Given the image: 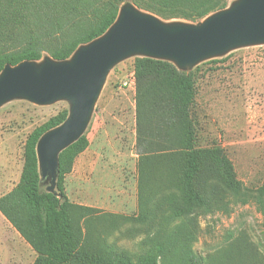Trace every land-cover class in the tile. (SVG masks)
<instances>
[{"label":"trees","instance_id":"1","mask_svg":"<svg viewBox=\"0 0 264 264\" xmlns=\"http://www.w3.org/2000/svg\"><path fill=\"white\" fill-rule=\"evenodd\" d=\"M228 0H0V72L5 65L38 61L44 54L65 60L82 44L101 36L116 20L123 3L164 19L198 21L222 10ZM137 110L139 207L141 215L155 226L133 261L106 241L93 239L95 227L65 191V177L76 157L88 146L80 135L58 155L55 188L46 191L38 171L36 143L46 131L67 117L62 110L35 127L23 146V164L17 183L0 196V213L34 249L33 264H160V257L175 251V240L185 239L181 226H170L195 209L203 213L224 207L220 192L231 191L234 202L254 201L264 217V184L255 190L243 188L220 148L189 150L190 107L194 99V73L172 62L147 56L133 63ZM166 163L164 178L156 173L158 161ZM163 183L162 200L155 204L150 183ZM163 208L160 222L157 211ZM80 210V211H79ZM78 217L86 223L83 233ZM159 218V217H158ZM80 218H78L79 220ZM158 228V229H157ZM181 253L187 264H203L186 243ZM227 264H234L229 262Z\"/></svg>","mask_w":264,"mask_h":264},{"label":"rangeland","instance_id":"2","mask_svg":"<svg viewBox=\"0 0 264 264\" xmlns=\"http://www.w3.org/2000/svg\"><path fill=\"white\" fill-rule=\"evenodd\" d=\"M235 1L228 0L225 8ZM153 15L166 24L190 25L199 24L207 17L190 21ZM46 57L49 56L44 54L36 63ZM136 57L142 55H128L108 70L83 131L87 139L103 134L105 141L88 144L65 177V191L70 201L88 207L81 212L87 214L91 226L95 227L92 238L106 241L133 261L140 246L147 244L142 242L149 236L155 237L156 230L151 220L141 215L138 200L139 156L133 76ZM180 70L194 73L195 93L189 112L187 150L190 147L220 148L231 164L233 177L243 188L255 190L262 186L264 42L237 45ZM69 109L70 102L63 98L37 104L16 97L0 105V196L19 179L27 135L51 116L62 110L68 113ZM165 166L164 160L155 165L156 173L162 178ZM154 182L149 186L155 199L153 204L161 201L165 192L163 183ZM42 184L47 186L49 178L42 179ZM222 195L220 192L222 210L203 213L195 209L170 223L175 229L182 227L180 231L184 232L185 239L192 238L175 240V251L170 256L160 257V264H187L181 253L186 243L203 264H264V217L259 205L252 200L234 202L230 190ZM162 209L157 211L156 222L161 221ZM78 218L76 223L84 233L86 223ZM36 256L34 249L0 213V264H33Z\"/></svg>","mask_w":264,"mask_h":264},{"label":"water","instance_id":"3","mask_svg":"<svg viewBox=\"0 0 264 264\" xmlns=\"http://www.w3.org/2000/svg\"><path fill=\"white\" fill-rule=\"evenodd\" d=\"M260 42L264 0H236L196 25L166 24L126 2L101 36L80 45L69 58L5 65L0 72V105L16 97L37 104L62 98L70 102L66 119L43 133L35 147L40 178L48 177L46 191H53L58 155L83 134L104 78L117 61L140 54L172 61L181 69L231 47Z\"/></svg>","mask_w":264,"mask_h":264},{"label":"crops","instance_id":"4","mask_svg":"<svg viewBox=\"0 0 264 264\" xmlns=\"http://www.w3.org/2000/svg\"><path fill=\"white\" fill-rule=\"evenodd\" d=\"M105 133H107V135L109 134L108 130L105 131ZM103 134L100 136V135H94V137L92 138V140L88 139V144H91V143H95L97 141H105V138L102 137ZM110 141V139H108Z\"/></svg>","mask_w":264,"mask_h":264}]
</instances>
